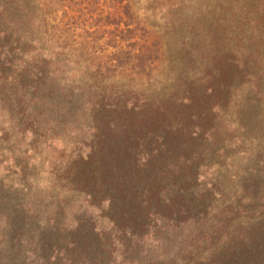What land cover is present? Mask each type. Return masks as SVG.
Segmentation results:
<instances>
[{"label": "trees", "instance_id": "1", "mask_svg": "<svg viewBox=\"0 0 264 264\" xmlns=\"http://www.w3.org/2000/svg\"><path fill=\"white\" fill-rule=\"evenodd\" d=\"M169 35L183 76L169 73ZM263 51L264 0H0V190L14 172L55 204L43 210L63 234L55 258L264 264V216L217 237L197 203L203 143L223 142L205 128L215 98ZM22 207L0 227L35 212Z\"/></svg>", "mask_w": 264, "mask_h": 264}, {"label": "rangeland", "instance_id": "2", "mask_svg": "<svg viewBox=\"0 0 264 264\" xmlns=\"http://www.w3.org/2000/svg\"><path fill=\"white\" fill-rule=\"evenodd\" d=\"M211 1L216 4L219 0ZM167 38L175 63L180 43L173 35ZM225 43L229 47V37ZM221 60L229 65V53H223ZM174 63L169 73L174 77L183 76L179 67L182 61L179 65ZM255 79L260 80L259 90L254 88ZM225 81L226 94L215 98L221 106L220 112L212 114L205 127L223 131V142L203 143L210 169L207 170L208 180H202V186L198 187L200 198L197 202L198 208H212L208 215L211 224L207 226L212 227L209 233L218 230L222 236L233 228L250 229L249 225L260 223L264 216V57L260 68H252L250 72L241 66L232 67ZM56 145L60 144L53 146ZM2 156L6 158L0 159V173L6 169L4 160L9 158L6 154ZM27 183L28 180L11 172L0 190L1 215L22 206L35 209L34 213L17 218L15 226L8 228L3 224V228L0 227V234L6 237L0 241V264H79L64 256H52L56 251L53 246L63 244V234L48 223L43 210L56 206L50 199L37 200L31 196L26 189ZM208 188L212 191L202 196ZM68 205L72 207L71 202ZM25 239L29 240L28 244H23ZM201 251L204 256L205 252Z\"/></svg>", "mask_w": 264, "mask_h": 264}]
</instances>
